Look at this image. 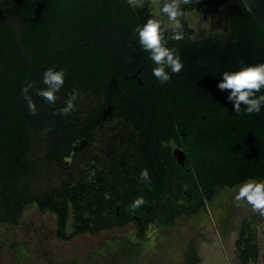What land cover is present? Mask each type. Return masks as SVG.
<instances>
[{
	"label": "flooded vegetation",
	"instance_id": "flooded-vegetation-1",
	"mask_svg": "<svg viewBox=\"0 0 264 264\" xmlns=\"http://www.w3.org/2000/svg\"><path fill=\"white\" fill-rule=\"evenodd\" d=\"M127 1L134 9L154 15L150 0ZM225 3L231 8L222 0L182 5L187 16L182 21L185 39L181 42L187 49L194 47L201 53L205 43L226 44L233 6L238 4L236 0ZM209 8L227 27L203 26L194 14H202L207 21ZM1 12L2 20L18 27L19 20L10 9ZM132 28L129 23L119 24L109 39L78 41L74 57L70 50L58 47L68 42L50 49L46 69L65 73L59 99L49 104L36 98L34 87L37 114L29 112V119L21 122L24 130L16 131L10 166L12 216L0 222V229L25 239L52 240L57 251L50 261L53 264H65L61 254H71L64 245L71 246L73 240H78L76 246L84 255L136 262L137 254L151 253L181 218L193 217H180V207L199 204L202 193L191 185L197 177L187 152L195 145L194 135L188 132L196 128L197 113L194 106L180 103L177 80L183 69L178 74L168 70L171 79L161 84L152 75L155 65L148 53L138 39L131 38ZM177 42L168 40L167 47ZM206 66L199 59L189 68L200 75ZM73 90L79 93L75 110L67 117L56 114ZM176 151H182V165ZM144 169L148 181L140 177ZM225 189H218L212 200H203L206 208ZM139 197L144 203L133 209ZM18 242L14 241L13 253L24 250L28 255L27 245Z\"/></svg>",
	"mask_w": 264,
	"mask_h": 264
},
{
	"label": "trees",
	"instance_id": "trees-1",
	"mask_svg": "<svg viewBox=\"0 0 264 264\" xmlns=\"http://www.w3.org/2000/svg\"><path fill=\"white\" fill-rule=\"evenodd\" d=\"M222 1L231 8L227 0ZM236 1L225 45L205 43L201 53H196L194 47L187 49L181 41L172 46L184 65L177 80L180 103L194 106L197 113L196 128L188 132L194 135L195 145L187 152L197 177L191 185L202 193L195 207H180V217L195 216L206 209L203 200H212L220 188L238 187L248 178L264 179V106L258 114L250 115L241 105V112L236 113L228 100L230 91H221L217 86L222 82L221 74L239 70L241 62L245 66L264 63V30L241 1ZM7 9L19 25L13 26L0 16V222L12 216L10 166L15 135L18 129L24 130L21 122L29 119L21 89L31 83L29 95L33 99V88L45 87L42 76L47 70L49 50H55L58 42H68L58 47L70 50L69 55L74 57L79 48L76 42L109 39L115 25L126 23L133 25L131 38L138 39L135 28L152 17L134 9L127 0H0V13ZM199 59L204 69L209 66L197 75L189 67ZM259 95H264V90ZM250 222L242 223L235 241L240 264L257 258ZM188 260V264H194L195 252Z\"/></svg>",
	"mask_w": 264,
	"mask_h": 264
},
{
	"label": "rangeland",
	"instance_id": "rangeland-1",
	"mask_svg": "<svg viewBox=\"0 0 264 264\" xmlns=\"http://www.w3.org/2000/svg\"><path fill=\"white\" fill-rule=\"evenodd\" d=\"M209 9L213 28L227 27L225 20L218 21L221 16H216L212 8ZM202 20L206 19L202 17ZM237 190L238 187L226 188L211 206L193 217L181 218L174 228L166 231L164 237L153 245L151 253L137 254V260L134 259L136 262L131 264H188L192 251L197 257L194 264H240L235 241L245 221L252 222L257 252V258L251 257L246 264H264V217L254 213L250 205L244 202L238 204L234 199ZM16 240L18 244L27 245L28 255L24 250L13 253L12 247ZM77 242L73 240L71 246L64 245L71 253L65 257L61 254L65 264H126L114 256L84 255L76 246ZM49 247L51 249H47ZM47 250H51V253ZM54 252L57 251L52 240L25 239L24 235H14L11 230L0 229V264H53L50 261L57 254Z\"/></svg>",
	"mask_w": 264,
	"mask_h": 264
},
{
	"label": "clouds",
	"instance_id": "clouds-1",
	"mask_svg": "<svg viewBox=\"0 0 264 264\" xmlns=\"http://www.w3.org/2000/svg\"><path fill=\"white\" fill-rule=\"evenodd\" d=\"M186 0H150L154 8V15L143 25L135 28V35L138 37L141 48L148 53V59L155 65L152 75L161 84L170 81L172 74H178L183 69V63L175 48L167 47L168 40L181 41L185 39V26L182 21L187 13L182 9V4ZM202 20V14H194ZM211 18L203 21L204 27L210 28ZM194 40L195 37H189ZM65 73L63 70L48 68L44 71L42 82L44 88L36 89V95L43 98L49 104H55L59 99L57 93L64 86ZM222 82L217 86L221 91L229 90L228 100L233 102L236 113L243 110L247 114H258L264 106V95L257 96L264 90V63L245 66L243 62L237 71H225L221 74ZM33 87L29 83L21 89L22 97L27 102L28 109L32 115L37 114L35 102L29 95V90ZM79 98V93L73 90L69 98L65 101V106L57 110L56 114L67 117L75 110V102ZM143 181L149 180L147 169L140 173ZM239 204L241 202L251 206L254 213L264 217V179L248 178L238 185V190L234 197ZM144 203L143 197L137 198L133 209Z\"/></svg>",
	"mask_w": 264,
	"mask_h": 264
},
{
	"label": "water",
	"instance_id": "water-1",
	"mask_svg": "<svg viewBox=\"0 0 264 264\" xmlns=\"http://www.w3.org/2000/svg\"><path fill=\"white\" fill-rule=\"evenodd\" d=\"M247 13L252 17L256 24L264 30V0H240ZM201 3H217L221 0H186L183 6L196 5ZM176 158L180 165L183 164L182 151H176Z\"/></svg>",
	"mask_w": 264,
	"mask_h": 264
}]
</instances>
